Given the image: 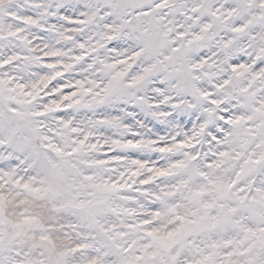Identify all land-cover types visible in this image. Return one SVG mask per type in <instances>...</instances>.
<instances>
[{
  "label": "snow or ice",
  "instance_id": "obj_1",
  "mask_svg": "<svg viewBox=\"0 0 264 264\" xmlns=\"http://www.w3.org/2000/svg\"><path fill=\"white\" fill-rule=\"evenodd\" d=\"M0 264H264V0H0Z\"/></svg>",
  "mask_w": 264,
  "mask_h": 264
}]
</instances>
